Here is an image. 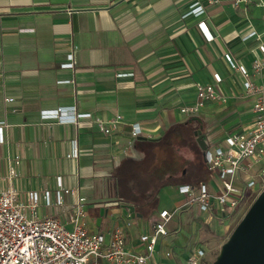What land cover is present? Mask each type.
Segmentation results:
<instances>
[{"label": "crops", "instance_id": "1", "mask_svg": "<svg viewBox=\"0 0 264 264\" xmlns=\"http://www.w3.org/2000/svg\"><path fill=\"white\" fill-rule=\"evenodd\" d=\"M234 2L0 0V121L8 124L6 140L0 143V190L12 183L26 201L30 190L43 194L48 189L55 201L61 176L65 185L79 186L87 197L85 219L90 230L108 232L123 226L128 244L142 249L140 233L150 230L160 210L167 207H158L156 200L150 211L136 208L142 213L138 219L131 221L129 211L124 210L121 220L104 226L92 209L99 212L111 201L122 203L116 199L95 202L104 195L115 196V170L127 156L138 154L130 132L133 123L140 124L139 136L145 139L158 138L191 116L202 118L204 124L205 119L214 117L215 124L204 125L202 133L208 144L223 145L228 131L252 122L254 98L245 93L243 78L240 81L234 76L232 70L238 71L225 54L252 66L253 49L259 41L246 39L245 34L255 29L264 41V0ZM196 5L204 11H194ZM202 20L214 39L204 37L198 25ZM71 51L76 65L62 66ZM214 73L223 78L218 89L228 94L227 101L209 100L198 114L184 113L181 107L197 97V84L213 82ZM254 78L264 86V69ZM59 107H75L91 116L68 123L42 116L44 110ZM117 115L123 116L117 130L110 134L100 130L98 118L108 122ZM236 118L239 121L226 128ZM74 142L80 154L67 157ZM16 156L20 163L13 159ZM11 165L18 174L10 179ZM208 173L192 182L208 180ZM65 200L62 205H47L42 198L38 216L55 215L72 227L69 211L74 196L68 194ZM182 210L194 212L193 216L200 212L194 205ZM149 213L154 221L144 220ZM187 216L183 224L189 220ZM169 236L170 232L160 240L158 259L166 262L169 258L162 256L163 251L171 249L172 261L178 264V251L185 240Z\"/></svg>", "mask_w": 264, "mask_h": 264}, {"label": "built area", "instance_id": "2", "mask_svg": "<svg viewBox=\"0 0 264 264\" xmlns=\"http://www.w3.org/2000/svg\"><path fill=\"white\" fill-rule=\"evenodd\" d=\"M242 1L250 0H235L234 3L238 5ZM193 10H199V13L204 8L196 5ZM198 25L206 39H214L205 20ZM251 37L259 41L253 49L251 67L237 62L229 52L225 56L231 67L241 74L245 93L254 98L252 122L242 129L228 131L224 135L223 145L208 144L204 150V162L211 173L209 179L178 186L179 192L186 199L173 209L160 210L150 230L139 235L142 249L128 244V232L123 226L118 225L108 232L90 230L85 219L87 197L80 193L79 186L65 185L59 176L55 201L48 189L43 194L38 190H30L26 201L21 198L18 187L12 183L0 190V264H164L158 259V245L162 237L169 234L168 224L180 209L194 205L210 215L217 213L224 216L227 210L234 211L264 188V167L260 170L255 168V164L264 159V86L254 78L264 69V41L262 33L255 29L245 34L246 39ZM75 65V52L71 51L62 66ZM222 80L220 73H214L213 82L198 83L196 99L182 106L181 110L196 115L209 100L227 101L228 94L218 89ZM73 108L44 110L42 116L56 118L63 123L77 122L80 118L91 116L89 112H77ZM97 123L101 131L110 134L123 123V116L117 115L108 122L98 118ZM7 125L5 121H0V143L6 140ZM130 132L134 138L141 135L140 124L133 123ZM79 154L78 144L74 142L67 157H78ZM13 159L20 163L18 156ZM17 174L16 166L11 165L8 177L11 179ZM68 194L74 196L69 211L72 227H68L55 215L38 216L42 198L47 205H62ZM112 203L119 204L116 201L106 205L111 206ZM163 254L166 258L174 256L171 249L163 251ZM189 260L190 264H210L207 250L203 247L197 248Z\"/></svg>", "mask_w": 264, "mask_h": 264}, {"label": "trees", "instance_id": "3", "mask_svg": "<svg viewBox=\"0 0 264 264\" xmlns=\"http://www.w3.org/2000/svg\"><path fill=\"white\" fill-rule=\"evenodd\" d=\"M204 125L202 118L191 116L184 122L173 124L158 138L135 137L133 144L138 154L127 156L115 170L116 200L150 211L164 185L207 177L204 152L195 134ZM185 148L193 152V158L187 160L181 152Z\"/></svg>", "mask_w": 264, "mask_h": 264}, {"label": "rangeland", "instance_id": "4", "mask_svg": "<svg viewBox=\"0 0 264 264\" xmlns=\"http://www.w3.org/2000/svg\"><path fill=\"white\" fill-rule=\"evenodd\" d=\"M232 72L234 76L239 78L240 81L242 80V77L238 72H234V70H232ZM215 121L216 120L214 117L205 119L206 127L215 124ZM185 149L186 150H181V152L187 156V160L191 159L193 152L187 148ZM184 164L187 165V162ZM262 167H264V159L255 164V168L257 170H260ZM262 189L264 188L262 187L261 190ZM259 192L255 196H252L248 202L240 205V207L236 208L234 211L227 210V214L223 218H221V215L216 221L215 219H207L210 216V213L200 211L197 216H193L194 212L192 214L190 210L180 209L175 214L172 221L168 224V228L170 230L169 239H171L172 236L175 239H177L178 236H182L185 240L183 245H179L182 249H179L178 251V264H190L189 257L192 256L199 247H203L207 250V260L211 264L217 258L223 244L230 238L234 229L245 215L246 211L249 209ZM117 198V196L113 195H104L95 203L98 204L101 202V200H114ZM182 198V195L178 192V185L176 183H169L159 189L157 196V206L160 208L167 207L168 209H173L176 205L183 201ZM92 210L95 215H98L99 217L102 215V226H104L106 223H108V225L112 224V222L116 221L117 219L121 220L123 217V211L127 209L122 207L121 204H117L109 206L107 214H101V211L98 212L96 208H93ZM185 211H187L188 216ZM214 215H217V213H214ZM186 216L189 220L183 224V222H185ZM143 218L144 220L154 221V216L152 213L145 214ZM136 219H138V217L131 216V221ZM194 222H197L195 226H193ZM162 256L164 258L166 257L164 254H162ZM172 260V258L166 259V262L164 263L174 264Z\"/></svg>", "mask_w": 264, "mask_h": 264}, {"label": "water", "instance_id": "5", "mask_svg": "<svg viewBox=\"0 0 264 264\" xmlns=\"http://www.w3.org/2000/svg\"><path fill=\"white\" fill-rule=\"evenodd\" d=\"M238 121L239 118L229 121L226 128H230ZM195 134L204 152L208 142L202 133V127L196 130ZM138 138H144V136H138ZM121 205L132 217L142 216L135 204L122 202ZM108 210L109 206L101 207V214H107ZM101 220L102 215L98 219L99 224ZM211 264H264V189L259 192Z\"/></svg>", "mask_w": 264, "mask_h": 264}]
</instances>
